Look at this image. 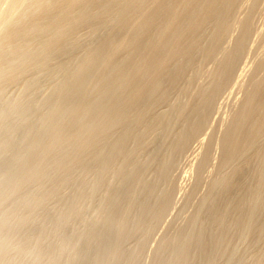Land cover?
Here are the masks:
<instances>
[{
	"label": "bare ground",
	"instance_id": "obj_1",
	"mask_svg": "<svg viewBox=\"0 0 264 264\" xmlns=\"http://www.w3.org/2000/svg\"><path fill=\"white\" fill-rule=\"evenodd\" d=\"M258 2L0 0V264H264V56L146 256Z\"/></svg>",
	"mask_w": 264,
	"mask_h": 264
},
{
	"label": "rangeland",
	"instance_id": "obj_2",
	"mask_svg": "<svg viewBox=\"0 0 264 264\" xmlns=\"http://www.w3.org/2000/svg\"><path fill=\"white\" fill-rule=\"evenodd\" d=\"M264 0H259L258 4H257V7L255 9V11H257L256 13H254V16H253V28H252V31H251V35L249 36L248 40H247V47H246V51L244 52L243 56L241 57V59L239 60V62H237L236 64V69H235V78L234 75L232 77V80H230V84H228L226 87L228 88L229 87H232L233 89H226L224 88L223 90L225 91H221V93L218 95L217 99H216V104L214 106V109L212 111V115L210 114V118H209V121L208 123L206 124V126L201 130V132L199 133V135H197L196 138H192L189 142V145L188 143L185 145L184 150L182 151L181 150V153L182 154L180 156L179 154V158H177V160L179 159V161H177L178 163V166L176 164V168L174 167V169L172 170V177L173 180L175 183H174V196L172 197V204L170 206V210H168V212H166L165 214V217H163V220H161V222L159 223L160 225L157 226L156 230L154 231L153 235L151 236V238L149 239V242H148V245H147V253H146V256L147 258H149V253L151 254L153 252V250L155 249V246H157V242H159L160 238H162V236L166 233L165 230H168V226L169 227H172L173 224L175 225H179L178 223L181 222V219L182 221L185 220L184 217H188L187 214H189L191 211V208L188 207V208H185L184 212L183 210L181 211V206H183L184 204V199L186 198L187 196V193L189 192V190H191L190 188H192V184L195 183V179L196 178V169L199 168V164H200V161L201 160V155L203 153V151L205 150L204 147L207 146V143H209V139H215L214 137H217V135L219 136V141H220V137H222V135L220 134H223V131L224 129H222L224 126V122H228L229 119H231L232 117V114L234 111V109H236L237 107L235 106H239L238 102H241L240 100H242V98L244 97L243 93H245V91H243V87L245 88V85L248 83V81L250 80L251 76L250 74L252 73V70L254 68V65L257 61V59L259 60L261 58V56L263 57L264 56ZM246 4V5H245ZM247 2H245L243 4V7L241 6V8L239 9L238 11V18L242 19L244 18L245 16V13H246V9H247ZM245 12V13H244ZM259 12V13H258ZM256 16V17H255ZM258 23V24H257ZM262 23V24H261ZM237 30V32H236ZM238 34V29L235 28L234 31L232 32V36L231 38H234L236 35ZM234 36V37H233ZM253 36V37H252ZM256 38H255V37ZM259 36V37H258ZM263 38V39H262ZM260 43H258V42ZM249 44V45H248ZM256 45V46H255ZM261 46V48H260ZM254 47V48H253ZM257 47V48H256ZM248 49V50H247ZM253 49V50H252ZM260 49H263V50H260ZM257 50V51H256ZM254 51V52H253ZM263 53H261V52ZM253 53V54H252ZM261 54V55H260ZM251 55V57H250ZM255 55V56H254ZM258 55V56H257ZM254 56V57H253ZM258 57V58H257ZM260 57V58H259ZM254 59V61H253ZM248 61V62H247ZM253 61V62H252ZM247 62V63H246ZM254 63V64H253ZM212 64V63H211ZM253 64V65H252ZM212 65L210 66L209 63L206 64V67L205 69H211ZM242 68V69H241ZM244 69V71H243ZM251 69V70H250ZM244 73V74H243ZM248 73V75H247ZM250 73V74H249ZM238 75V76H237ZM252 75V74H251ZM245 77V78H244ZM241 78V79H240ZM201 79H204V77H202ZM244 79V80H243ZM249 79V80H248ZM235 80V81H234ZM235 83V84H233ZM239 81V82H238ZM242 81V82H241ZM245 81V82H244ZM247 81V83H246ZM239 83V84H238ZM241 83V86L239 87L238 85H240ZM232 84V86H231ZM245 84V85H244ZM236 85V86H235ZM243 89V90H242ZM237 90V91H235ZM231 91V92H230ZM224 94H223V93ZM239 92V93H237ZM236 93V94H235ZM243 94V95H242ZM228 95V96H227ZM226 96V97H225ZM231 97V98H230ZM238 97V98H237ZM228 98V99H227ZM234 98V99H233ZM236 98V99H235ZM230 101V102H229ZM226 103V104H225ZM222 108V109H221ZM234 108V109H233ZM229 110V111H228ZM218 111V112H216ZM231 112V113H230ZM220 114V115H219ZM231 114V116H230ZM224 115V116H223ZM220 117H223V118H220ZM211 120V121H210ZM227 120V121H226ZM213 123V124H212ZM218 123L219 126H218ZM224 123V124H223ZM216 126V127H215ZM222 127V128H221ZM218 128V129H217ZM220 128V129H219ZM206 129V130H205ZM213 129V130H211ZM220 130H223V131H220ZM203 132V133H202ZM213 134V135H212ZM214 134L216 136H214ZM204 138V139H203ZM199 139V140H198ZM217 138L213 141L216 143ZM214 144V146L211 148V161L209 160L208 163L206 164V166L204 167V170L202 171H205V172H202L199 171L201 173V185H199L200 189H198V191L200 192H197V197H195L194 200H196V198L198 199L203 193H204V190L206 189L207 185L204 183H207L208 181L207 180H210L211 178V174L214 172L213 170H216L217 167L214 168V166H217V164H219L220 162V156H222V151H221V148H220V143ZM191 145V146H190ZM196 145V146H195ZM197 147V148H196ZM200 148V149H199ZM214 148V149H213ZM197 150V151H196ZM214 150V151H213ZM200 151V152H199ZM213 151V152H212ZM183 152V153H182ZM187 152V153H186ZM202 152V153H201ZM185 153V154H184ZM188 154V155H187ZM199 155V156H198ZM193 157V158H192ZM219 158V160H218ZM197 159V160H196ZM196 161V162H195ZM219 161V162H218ZM211 162V164L209 163ZM188 164V165H187ZM191 166V167H190ZM211 166V167H210ZM179 167V168H178ZM188 167V168H187ZM198 167V168H197ZM181 168V169H180ZM184 169V170H183ZM206 169V170H205ZM192 170V171H191ZM174 171V172H173ZM195 171V172H194ZM197 171V172H198ZM180 172V173H179ZM199 172H198V175H199ZM207 173V174H206ZM175 176V177H174ZM205 176V177H204ZM210 176V178L208 177ZM204 177V179H202ZM188 178V179H186ZM177 179V180H176ZM204 180V181H203ZM177 182V183H176ZM203 182V183H202ZM208 184V183H207ZM176 188V189H175ZM188 189V190H187ZM206 191V190H205ZM184 194V195H183ZM184 196V197H183ZM196 196V195H195ZM184 201V202H183ZM182 204V205H181ZM190 208V209H189ZM173 210V211H172ZM177 211V212H176ZM181 211V212H180ZM189 211V212H188ZM180 212V214L182 215H178ZM188 212V213H187ZM184 215H183V214ZM171 214V215H170ZM179 219H178V217ZM184 216V217H183ZM168 217V218H167ZM173 217V218H172ZM181 217V219H180ZM171 219V220H170ZM177 220V221H174V220ZM183 223V222H182ZM181 223V224H182ZM174 225V226H175ZM165 226V227H164ZM159 228V229H158ZM167 228V229H166ZM165 231V233H164ZM163 232V233H162ZM156 234V236H155ZM153 240V241H152ZM159 240V241H158Z\"/></svg>",
	"mask_w": 264,
	"mask_h": 264
}]
</instances>
